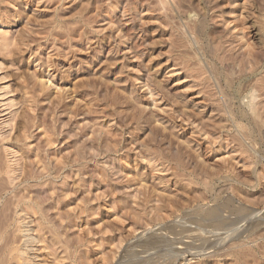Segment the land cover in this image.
Segmentation results:
<instances>
[{
	"label": "rangeland",
	"instance_id": "374dc122",
	"mask_svg": "<svg viewBox=\"0 0 264 264\" xmlns=\"http://www.w3.org/2000/svg\"><path fill=\"white\" fill-rule=\"evenodd\" d=\"M0 44L1 246L264 264V0H0Z\"/></svg>",
	"mask_w": 264,
	"mask_h": 264
},
{
	"label": "bare ground",
	"instance_id": "6f19581e",
	"mask_svg": "<svg viewBox=\"0 0 264 264\" xmlns=\"http://www.w3.org/2000/svg\"><path fill=\"white\" fill-rule=\"evenodd\" d=\"M2 44V43H1ZM0 44V45H1ZM4 45V44H3ZM2 45V46H3ZM12 47V46H11ZM5 48V46L2 47V49ZM10 47L8 46V49ZM11 49V48H10ZM1 52V51H0ZM4 52V51H2ZM4 79V78H3ZM5 80V79H4ZM3 94V93H2ZM3 98V97H2ZM7 101V100H6ZM252 105V104H251ZM10 107V106H9ZM28 180V177H25V181ZM11 192V191H10ZM22 193V192H21ZM15 199H16V202H17V206H19L20 204H23V203H31L30 200L28 201V199L24 196H19V195H16L15 196ZM3 200H4V195L2 194V196H0V206L2 205L3 203ZM11 201V199L9 200ZM9 203V202H8ZM10 204V203H9ZM8 206V205H6ZM10 206V205H9ZM7 209V208H6ZM19 209V208H18ZM4 210V208H3ZM1 211V210H0ZM220 211V210H219ZM1 214V213H0ZM219 216V215H218ZM217 216V217H218ZM3 217V216H2ZM1 218V217H0ZM5 218V216H4ZM203 218V217H202ZM212 218V217H211ZM216 218V217H215ZM220 218V217H219ZM218 219V218H217ZM213 220V219H212ZM4 220H2L3 222ZM237 221V220H236ZM219 222V221H218ZM226 222V221H225ZM6 223V222H5ZM15 223V222H14ZM220 223V222H219ZM222 223V222H221ZM195 224V223H194ZM191 225V223H190ZM220 225V224H219ZM222 225V224H221ZM182 227V226H181ZM187 227V226H186ZM16 228V227H15ZM26 228V227H25ZM224 228V227H223ZM2 229V228H1ZM50 229V228H49ZM223 230V229H222ZM186 231V230H185ZM245 231V230H244ZM7 232V229H5L2 234H0V264H35V262L32 260V259H29L28 255L30 254V247H32L33 244H35L36 242H39L37 241V239H33V236L31 238V234H27L28 232H30V229H27L25 233L27 235V240L26 242H23L25 245L22 244V246H16L14 245V241H10L12 238H10L8 240V243L5 244V242L3 244H5L3 246H1V242L4 240V234ZM184 232V231H183ZM54 233V232H53ZM185 233V232H184ZM9 234V233H8ZM24 234V233H23ZM24 234V235H25ZM55 234V233H54ZM25 235V236H26ZM10 236V235H8ZM12 236V234H11ZM10 236V237H11ZM6 241V240H5ZM20 241V240H19ZM34 248V247H33ZM24 255H27V259H23V256ZM26 258V257H24Z\"/></svg>",
	"mask_w": 264,
	"mask_h": 264
}]
</instances>
